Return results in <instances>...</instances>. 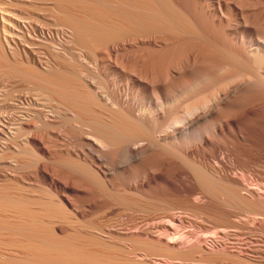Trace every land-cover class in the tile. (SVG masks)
Returning <instances> with one entry per match:
<instances>
[{
  "label": "bare ground",
  "instance_id": "obj_1",
  "mask_svg": "<svg viewBox=\"0 0 264 264\" xmlns=\"http://www.w3.org/2000/svg\"><path fill=\"white\" fill-rule=\"evenodd\" d=\"M263 240L264 0H0V264Z\"/></svg>",
  "mask_w": 264,
  "mask_h": 264
},
{
  "label": "rangeland",
  "instance_id": "obj_2",
  "mask_svg": "<svg viewBox=\"0 0 264 264\" xmlns=\"http://www.w3.org/2000/svg\"><path fill=\"white\" fill-rule=\"evenodd\" d=\"M247 238H248V237H245V236H241V237H239V239H242L244 242L249 240V238H248V239H247ZM253 239H254V238H253ZM255 240L257 241L258 239H254L253 241H255ZM261 241H262V240H261ZM261 241H260V242H257V245L259 246L260 251H262V252H261V253H262L261 255L263 256L262 260H264V243H263L264 240H263V242H261ZM262 256H261V257H262Z\"/></svg>",
  "mask_w": 264,
  "mask_h": 264
}]
</instances>
